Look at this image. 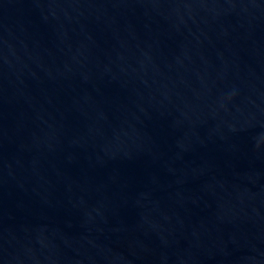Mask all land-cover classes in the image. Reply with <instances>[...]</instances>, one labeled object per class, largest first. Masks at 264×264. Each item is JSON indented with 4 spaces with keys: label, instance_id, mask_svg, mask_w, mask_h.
Segmentation results:
<instances>
[{
    "label": "water",
    "instance_id": "95a60500",
    "mask_svg": "<svg viewBox=\"0 0 264 264\" xmlns=\"http://www.w3.org/2000/svg\"><path fill=\"white\" fill-rule=\"evenodd\" d=\"M0 264H264V0H0Z\"/></svg>",
    "mask_w": 264,
    "mask_h": 264
}]
</instances>
